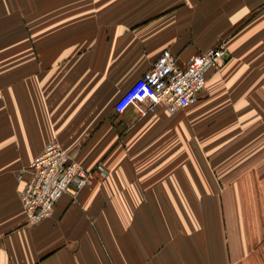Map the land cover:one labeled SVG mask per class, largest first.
Returning a JSON list of instances; mask_svg holds the SVG:
<instances>
[{"label": "crops", "instance_id": "0c3cea01", "mask_svg": "<svg viewBox=\"0 0 264 264\" xmlns=\"http://www.w3.org/2000/svg\"><path fill=\"white\" fill-rule=\"evenodd\" d=\"M220 41L196 103L117 112L164 50ZM52 141L94 178L30 223ZM0 264H264V0H0Z\"/></svg>", "mask_w": 264, "mask_h": 264}, {"label": "built area", "instance_id": "2783aa9c", "mask_svg": "<svg viewBox=\"0 0 264 264\" xmlns=\"http://www.w3.org/2000/svg\"><path fill=\"white\" fill-rule=\"evenodd\" d=\"M228 57L224 41L194 53L183 64L169 50H164L119 97L115 109L122 113L131 106L139 116H145L158 105L169 113L188 107L197 102L205 89L207 73L221 68ZM23 171L29 177L20 191V199L30 223L49 217L65 192L71 190L75 195L94 178V171L78 163L58 141L47 143Z\"/></svg>", "mask_w": 264, "mask_h": 264}]
</instances>
